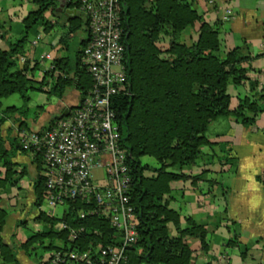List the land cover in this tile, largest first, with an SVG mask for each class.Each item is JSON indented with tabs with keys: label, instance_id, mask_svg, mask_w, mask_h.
Segmentation results:
<instances>
[{
	"label": "trees",
	"instance_id": "1",
	"mask_svg": "<svg viewBox=\"0 0 264 264\" xmlns=\"http://www.w3.org/2000/svg\"><path fill=\"white\" fill-rule=\"evenodd\" d=\"M195 1L121 0L128 94L116 99L115 109L122 141L128 150L131 199L138 221V241L128 249L124 264H191L193 250L186 240L188 237L198 239L202 250H208L205 226L188 218V227L182 229L180 214L165 199L172 182L189 178L195 182L204 173L190 177L170 169L182 171L196 164L203 156V147L216 145L206 133L218 118L232 117L243 125H254L264 113V88L258 91V83L250 82L247 77L246 63L250 57L241 47L223 50L220 31L203 19L194 7ZM36 3L37 10L31 11L23 21L22 37L9 50L0 51V111L4 115L18 112L23 118L28 113L27 104L3 110V99L15 94L27 103L30 90L61 99L69 87H75L83 98L92 86L90 75L80 62L87 40L74 55L54 59L53 68L46 70L40 81L33 76L38 64L26 60L24 65H19L20 58L27 55L31 32L37 35L40 26L48 31L51 26L45 14L57 15L58 0H36ZM68 5L77 13L73 19L66 18L69 26L63 42L80 29L89 36L87 19L79 11L80 1L68 0ZM197 26V39L188 44L184 36ZM71 47L67 45L68 49ZM246 82L250 83L249 95L239 97L237 106L232 107L229 87ZM21 118L16 121L20 128L26 129V121ZM58 119H52L49 126ZM18 148L26 151L19 143ZM143 157L155 159L159 167L144 164ZM12 158L13 153L1 146L0 162L7 170V177L16 166ZM35 158L39 162L42 155L36 154ZM226 160L234 168L237 158L226 157ZM37 192L40 201L42 193L45 194L44 180L43 189L37 188ZM91 209L81 200L66 203L63 217L53 219L52 224L64 222L84 231L75 241L68 239V231L50 232L49 235L65 241V247H53L56 251L96 253L100 246L119 245L120 234L107 218L90 213ZM82 213L86 214L85 218H81ZM4 214L0 211V233ZM170 224L176 227L177 236H172ZM41 236L38 234L30 241ZM238 236L235 234L232 241L241 247L236 241ZM0 248L3 264H20L14 249L4 244L1 237Z\"/></svg>",
	"mask_w": 264,
	"mask_h": 264
},
{
	"label": "crops",
	"instance_id": "2",
	"mask_svg": "<svg viewBox=\"0 0 264 264\" xmlns=\"http://www.w3.org/2000/svg\"><path fill=\"white\" fill-rule=\"evenodd\" d=\"M58 1L59 5L68 6L71 11L76 10L69 7L68 0ZM194 7L207 23L218 28L224 51L241 47L245 55L250 57L246 63L247 77L250 82L258 83V91L263 89L264 0H196ZM37 8L36 0H0V51L9 50L10 45L22 37L24 19ZM227 9H232L235 16L231 21L224 22L222 17ZM56 13L57 15L51 12L45 14L47 21L50 22V29L45 31V28L40 26L38 34H42L43 38L37 46H33L32 41L38 34L34 35L27 48L26 57H21L19 60L21 66L26 60L31 64H38L36 70L39 69V81L51 64L50 61H41L43 55L50 53L54 59L68 57L70 49L67 45H73L71 42L78 39L79 48L81 43L88 39V34L80 29L63 42L69 26L66 18H70L71 15L59 12L58 9ZM76 13L73 14L74 17ZM197 29L198 26L185 34L184 40L188 44L196 41ZM80 31L84 34L79 35ZM22 59H25V62ZM33 76L35 77L34 71ZM73 88L74 93L71 97L77 101L71 103L66 91L58 104L48 106L47 113L52 116L45 121L36 120L38 123L36 126L31 124L27 114L21 118L18 112L4 115L0 111L2 140L0 148L2 146L12 152V161L16 164L13 172L7 177V170L0 162V211L5 213V223L0 237L4 244L14 249L20 264H49L51 255L56 252L53 247H65L62 238L51 236L49 233L60 231L59 225L62 222L53 225L52 220L63 217L66 204L50 208L45 202L44 193L39 201L37 188L43 189V159L37 162L33 153L18 148L17 129L20 128V123L16 120L19 118L25 120V128L31 131L48 128L52 119L60 117L67 109L79 105L81 94L75 87ZM228 92L232 96V107H235L239 97L249 95L250 83H242L237 87L231 85ZM39 101L42 103L39 109L44 110L50 101L47 93L41 92ZM12 106L5 107L3 104V110ZM215 124L226 126L227 129L222 130V133L218 130V133L215 132L213 136L207 138L211 143L216 144L214 146L216 148L220 144H225L223 147L226 152L231 153L230 156H233L234 152V156L238 159L237 171L233 174L224 161H220L219 170H214L216 166L212 155L213 148L205 146L202 148L203 156L196 164L182 171L177 168L170 169L190 177L204 173L200 180L193 182V179L189 178L172 182L171 192L165 196V199L168 200L169 207L180 214L182 229L188 227V218L205 226L209 246L207 251L202 250L198 239L191 237L186 239L193 250L191 264H264L263 229L259 224L257 225L262 206L260 203H264V184L257 172H250V176H244L242 173L245 162L246 166L252 164L251 168L257 167L254 162L255 155L264 149V113L258 116L254 125H243L232 117L218 118L210 127ZM243 135L247 137L243 138ZM262 159L264 160L263 156ZM221 173L227 175L225 183L216 181L215 177ZM237 181L243 183L237 184ZM169 230L172 236L178 235L173 224L169 225ZM38 234L42 236L31 242L30 240ZM235 234H239L236 241L241 247L232 241L235 239ZM223 257L227 262L222 261ZM0 264H3L1 248Z\"/></svg>",
	"mask_w": 264,
	"mask_h": 264
},
{
	"label": "built area",
	"instance_id": "3",
	"mask_svg": "<svg viewBox=\"0 0 264 264\" xmlns=\"http://www.w3.org/2000/svg\"><path fill=\"white\" fill-rule=\"evenodd\" d=\"M79 11L87 19L89 36L81 55V65L90 75L92 86L78 106L69 108L42 131L18 128L19 145L41 154L44 164L45 202L50 208L81 200L92 214L107 218L120 234V243L92 251L54 252L50 264H124L127 251L138 241L137 216L131 199L132 176L128 150L124 146L115 109L116 99L128 94V76L123 43L121 0H79ZM77 11V10H76ZM235 14L227 9L222 21ZM43 38L32 41L37 46ZM54 58L50 53L41 61ZM25 62V59H22ZM101 176H96V172ZM86 214L82 213L81 218ZM75 241L84 231L62 222ZM222 261L227 262L225 257Z\"/></svg>",
	"mask_w": 264,
	"mask_h": 264
},
{
	"label": "rangeland",
	"instance_id": "4",
	"mask_svg": "<svg viewBox=\"0 0 264 264\" xmlns=\"http://www.w3.org/2000/svg\"><path fill=\"white\" fill-rule=\"evenodd\" d=\"M34 31V30H33ZM79 35H83L84 32L83 31H80L78 33ZM34 37V32H31L30 34V39L32 40V38ZM78 39H74L71 43L73 44L72 48L68 51V54L69 56L71 55H74V52L76 50V48H78ZM34 74H35V80L36 81H39L38 80V76H39V69L34 71ZM74 88L73 87H70L68 90H67V98L69 99V101L72 103V102H76L77 100L76 99H73L71 97V94L74 93ZM29 97H30V100L29 102L26 103V101L18 94H15V95H12L10 97H7V98H4L3 99V104L4 106H12V105H16L18 107H21L23 106L24 104H27L28 105V108H29V112L27 113V117L31 120V124H33V126H36L38 123H36V120L39 119L38 122H41V121H45L47 120V118H49L50 116H52V114H48V106H55L56 104L59 103V98L55 97V96H51L49 94H47V98H49V102L48 104L44 107V110H41L39 109V106L42 104L40 101H39V98L41 96V92L37 91V90H30L29 93H28ZM39 114V115H38ZM221 119V118H220ZM227 127L226 126H221L220 124H215V126L213 127H210V129L207 131V137H210V136H213L215 134V132L218 133V130H220V132L222 133V130H226ZM244 137H247L245 135H243V138ZM249 137V135H248ZM225 144H220V146H218V148L216 147H213V158L215 159V163H214V166L215 169L214 170H219L218 169V166L220 165V161H224V163L227 161L226 160V157H233L234 156V152L232 153L233 156H230V152L229 151H225ZM227 153V154H225ZM244 154V153H242ZM262 156L264 157V149L263 151H259L256 155H255V160L254 162L257 164V167L255 168H251L250 166L252 164H249L248 166H246V162L244 163V166L243 167V170H242V173L244 174V176H250L251 173L250 172H257V175L264 181V160L262 159ZM236 157V156H234ZM237 158V157H236ZM244 158V156H243ZM201 159V158H200ZM238 160V159H237ZM142 162L144 164H148L149 166H151L152 168H158L159 165L158 163L156 162L155 159L153 158H150V157H143L142 158ZM225 164H228V167H230V170L233 172H236L237 169H238V161L236 162V165L233 166L231 165L230 162H226ZM96 176H101V172H96L95 173ZM234 174V173H233ZM227 177L226 174H219L217 175L216 178V181H221L222 183L224 182L225 183V178ZM238 182L240 183H243L242 181H237V184ZM246 183H249V182H246ZM262 206H261V210H260V214L258 215L259 217L257 218V225L259 224L262 229H263V235H264V203H260ZM46 207V206H45Z\"/></svg>",
	"mask_w": 264,
	"mask_h": 264
},
{
	"label": "water",
	"instance_id": "5",
	"mask_svg": "<svg viewBox=\"0 0 264 264\" xmlns=\"http://www.w3.org/2000/svg\"><path fill=\"white\" fill-rule=\"evenodd\" d=\"M58 11L65 12L66 15H71L70 18H75L73 14L77 12L76 10H73V11L69 10L68 6L63 7V4L59 5ZM64 115L67 116L68 112H65Z\"/></svg>",
	"mask_w": 264,
	"mask_h": 264
}]
</instances>
